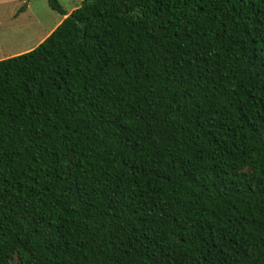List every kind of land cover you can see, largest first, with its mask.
I'll return each mask as SVG.
<instances>
[{"label": "trees", "instance_id": "trees-1", "mask_svg": "<svg viewBox=\"0 0 264 264\" xmlns=\"http://www.w3.org/2000/svg\"><path fill=\"white\" fill-rule=\"evenodd\" d=\"M47 4L0 59V264H264V0Z\"/></svg>", "mask_w": 264, "mask_h": 264}, {"label": "rangeland", "instance_id": "rangeland-1", "mask_svg": "<svg viewBox=\"0 0 264 264\" xmlns=\"http://www.w3.org/2000/svg\"><path fill=\"white\" fill-rule=\"evenodd\" d=\"M82 0H58L71 11ZM24 5L25 8L20 10ZM62 15L47 0H0V59L32 49L57 25Z\"/></svg>", "mask_w": 264, "mask_h": 264}, {"label": "crops", "instance_id": "crops-1", "mask_svg": "<svg viewBox=\"0 0 264 264\" xmlns=\"http://www.w3.org/2000/svg\"><path fill=\"white\" fill-rule=\"evenodd\" d=\"M74 8H75V7H74ZM72 10H73V9H71V11H72ZM71 11H67V12L70 13ZM64 17H65V16H62L61 20H62ZM61 20H60V21H61ZM60 21H59V22H60ZM59 22H58V23H59ZM58 23H57V24H58ZM56 26H57V25H56ZM56 26H55V27H56ZM55 27H54V28H55ZM54 28H53V29H54ZM53 29H52V30H53ZM52 30H51V31H52ZM51 31H50V32H51ZM50 32H49V33H50ZM49 33H48V34H49ZM48 34H47V35H48ZM47 35H46V36H47ZM46 36H45V37H46ZM45 37H44V38H45ZM44 38H43V39H44ZM43 39H42V40H43Z\"/></svg>", "mask_w": 264, "mask_h": 264}]
</instances>
